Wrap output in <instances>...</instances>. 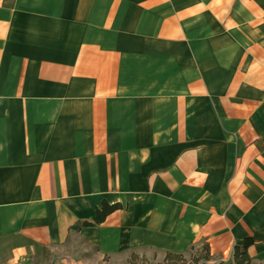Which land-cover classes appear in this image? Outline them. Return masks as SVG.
Here are the masks:
<instances>
[{
    "label": "crops",
    "instance_id": "crops-1",
    "mask_svg": "<svg viewBox=\"0 0 264 264\" xmlns=\"http://www.w3.org/2000/svg\"><path fill=\"white\" fill-rule=\"evenodd\" d=\"M246 238L264 264V0H0V264Z\"/></svg>",
    "mask_w": 264,
    "mask_h": 264
},
{
    "label": "trees",
    "instance_id": "trees-1",
    "mask_svg": "<svg viewBox=\"0 0 264 264\" xmlns=\"http://www.w3.org/2000/svg\"><path fill=\"white\" fill-rule=\"evenodd\" d=\"M119 204L108 205L102 203L95 211L96 222L101 223L112 212L120 209ZM253 244L252 239L246 238L241 245H235L232 249L230 260L224 262L221 258L211 255L206 242L191 246L184 254L165 253L162 262L158 264H256L248 255V248ZM189 259L185 256L188 252ZM128 264H147L145 258H138L131 254Z\"/></svg>",
    "mask_w": 264,
    "mask_h": 264
},
{
    "label": "rangeland",
    "instance_id": "rangeland-1",
    "mask_svg": "<svg viewBox=\"0 0 264 264\" xmlns=\"http://www.w3.org/2000/svg\"><path fill=\"white\" fill-rule=\"evenodd\" d=\"M191 253V251L190 252H188L185 256L187 257V259H189L190 257H189V254ZM138 258H145V260L147 261V264H158V263H160V262H162V260H163V257H164V255H161V256H157V254H155V253H150V254H148L147 256L148 257H146L145 255H140V254H135ZM130 259H131V255H128V256H126L125 258H123V259H120V261L118 262L119 264H127L129 261H130Z\"/></svg>",
    "mask_w": 264,
    "mask_h": 264
}]
</instances>
